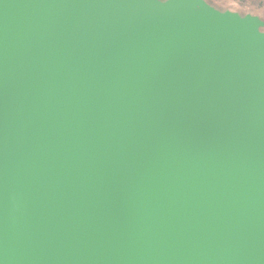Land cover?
Listing matches in <instances>:
<instances>
[{"label": "water", "instance_id": "1", "mask_svg": "<svg viewBox=\"0 0 264 264\" xmlns=\"http://www.w3.org/2000/svg\"><path fill=\"white\" fill-rule=\"evenodd\" d=\"M262 26L0 0V264H264Z\"/></svg>", "mask_w": 264, "mask_h": 264}, {"label": "flooded vegetation", "instance_id": "2", "mask_svg": "<svg viewBox=\"0 0 264 264\" xmlns=\"http://www.w3.org/2000/svg\"><path fill=\"white\" fill-rule=\"evenodd\" d=\"M164 1V0H161ZM213 8L225 12L237 13L240 16H254L263 22L264 29V0H204Z\"/></svg>", "mask_w": 264, "mask_h": 264}]
</instances>
